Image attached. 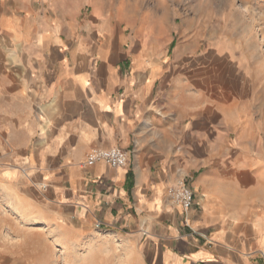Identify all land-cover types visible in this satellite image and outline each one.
I'll return each mask as SVG.
<instances>
[{
	"label": "crops",
	"instance_id": "0c3cea01",
	"mask_svg": "<svg viewBox=\"0 0 264 264\" xmlns=\"http://www.w3.org/2000/svg\"><path fill=\"white\" fill-rule=\"evenodd\" d=\"M197 21L169 0H0V173L44 222L148 264H264L263 103ZM111 147L125 167L82 166Z\"/></svg>",
	"mask_w": 264,
	"mask_h": 264
},
{
	"label": "rangeland",
	"instance_id": "374dc122",
	"mask_svg": "<svg viewBox=\"0 0 264 264\" xmlns=\"http://www.w3.org/2000/svg\"><path fill=\"white\" fill-rule=\"evenodd\" d=\"M169 2L182 16L196 15L198 21L191 25L206 33L200 50L210 38H220L233 60L224 63V70L246 74L258 88L264 115V0ZM23 196L0 173V264H148L129 238L110 231L74 238L68 229L44 222L42 210Z\"/></svg>",
	"mask_w": 264,
	"mask_h": 264
},
{
	"label": "built area",
	"instance_id": "2783aa9c",
	"mask_svg": "<svg viewBox=\"0 0 264 264\" xmlns=\"http://www.w3.org/2000/svg\"><path fill=\"white\" fill-rule=\"evenodd\" d=\"M127 162L128 153L119 147L107 149L93 148L86 153L82 166L86 167L96 163H105L118 168L125 167ZM167 194L173 204L183 210H188L193 205L194 193L185 179H180L173 186H170L167 189Z\"/></svg>",
	"mask_w": 264,
	"mask_h": 264
}]
</instances>
